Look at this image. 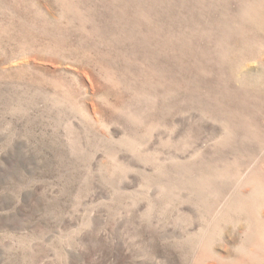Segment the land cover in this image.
<instances>
[{
    "label": "rangeland",
    "instance_id": "1",
    "mask_svg": "<svg viewBox=\"0 0 264 264\" xmlns=\"http://www.w3.org/2000/svg\"><path fill=\"white\" fill-rule=\"evenodd\" d=\"M0 264H264V0H0Z\"/></svg>",
    "mask_w": 264,
    "mask_h": 264
}]
</instances>
